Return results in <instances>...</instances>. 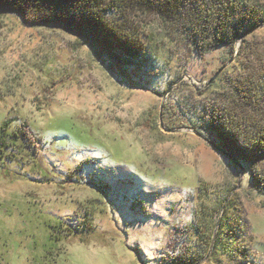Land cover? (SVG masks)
Returning a JSON list of instances; mask_svg holds the SVG:
<instances>
[{"label":"rangeland","instance_id":"obj_1","mask_svg":"<svg viewBox=\"0 0 264 264\" xmlns=\"http://www.w3.org/2000/svg\"><path fill=\"white\" fill-rule=\"evenodd\" d=\"M123 13L149 49L132 65L56 24L0 12V126L32 134L28 148H8L16 159L0 154V264H264V190L252 177H264V159L237 163L201 123L227 76L252 73L244 45L264 43V21L201 54L163 37L153 15ZM261 106L239 120L264 121ZM226 213L237 228L229 256L213 248Z\"/></svg>","mask_w":264,"mask_h":264},{"label":"trees","instance_id":"obj_2","mask_svg":"<svg viewBox=\"0 0 264 264\" xmlns=\"http://www.w3.org/2000/svg\"><path fill=\"white\" fill-rule=\"evenodd\" d=\"M127 9L139 17L153 15L165 33L163 37L172 33L189 42L201 54L221 44L235 45L244 32L264 21V5L253 0H0L1 13L15 11L28 21L56 24L93 42L124 64L132 65L135 60L144 58L149 49L134 32L133 23L127 21L123 13ZM114 12L118 13L119 19L112 15ZM156 34L152 31L146 36L154 41ZM244 47L252 73L248 74L247 80L241 79L238 83L227 76L228 83L219 90L223 103L205 104L201 123L221 138L222 145L234 158L254 164L264 159V121L251 118L250 111L251 115L246 113L240 121L237 111L263 108L264 43L249 45L246 41ZM245 121H250L255 130L250 132L242 127ZM11 122L4 120L0 126V154L4 159H16L15 153L8 155V148L11 145L28 148L32 138L25 130L26 125L21 130L9 132ZM252 177L256 186L264 190V177L259 173ZM227 208H231L230 203ZM229 221L227 213L222 215L213 243L214 251L228 256L238 253L233 242L237 228L229 225ZM58 224L49 225L51 234L60 233ZM187 258L180 256L166 264H190Z\"/></svg>","mask_w":264,"mask_h":264},{"label":"water","instance_id":"obj_3","mask_svg":"<svg viewBox=\"0 0 264 264\" xmlns=\"http://www.w3.org/2000/svg\"><path fill=\"white\" fill-rule=\"evenodd\" d=\"M251 31V29L250 30H248V31H246V32H244L240 37H239V40H241L248 32H250ZM214 79V78H213ZM213 79H211V80H213ZM235 159V158H234ZM235 161L238 163V161L235 159Z\"/></svg>","mask_w":264,"mask_h":264}]
</instances>
